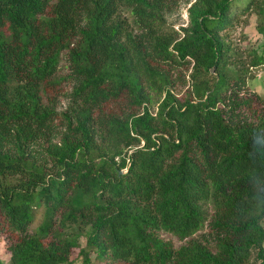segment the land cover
Instances as JSON below:
<instances>
[{
    "label": "trees",
    "instance_id": "1",
    "mask_svg": "<svg viewBox=\"0 0 264 264\" xmlns=\"http://www.w3.org/2000/svg\"><path fill=\"white\" fill-rule=\"evenodd\" d=\"M240 5L0 0L10 264H264V46L230 36L264 39V0Z\"/></svg>",
    "mask_w": 264,
    "mask_h": 264
},
{
    "label": "rangeland",
    "instance_id": "2",
    "mask_svg": "<svg viewBox=\"0 0 264 264\" xmlns=\"http://www.w3.org/2000/svg\"><path fill=\"white\" fill-rule=\"evenodd\" d=\"M238 2H242L243 5L247 4V0H237ZM240 5L239 7L243 6ZM242 8V7H241ZM124 17H129L130 14L124 12ZM247 20L242 17L241 24L236 26L234 30L230 33V36L233 40V43L241 48H246L247 46H252L254 48H260L264 46V39L258 33L256 26L257 20L254 16L249 19V24L245 25ZM170 22L175 24L174 28L178 31L181 25L186 26L188 24V13L187 8H182L179 12H177L171 19ZM254 74L257 75V78L249 82V86L254 89L258 94L264 97V70H258ZM42 220V213L39 212L37 214V220L35 227L40 224ZM178 243V242H177ZM81 244L83 246L86 245V239L82 238ZM93 264H103L101 261L96 259L95 254L92 255ZM0 260L4 264H10V252L6 245L5 238L0 237ZM82 264V258L76 263ZM251 264H258L256 260V250L252 251Z\"/></svg>",
    "mask_w": 264,
    "mask_h": 264
},
{
    "label": "water",
    "instance_id": "3",
    "mask_svg": "<svg viewBox=\"0 0 264 264\" xmlns=\"http://www.w3.org/2000/svg\"><path fill=\"white\" fill-rule=\"evenodd\" d=\"M214 70H212V72H213Z\"/></svg>",
    "mask_w": 264,
    "mask_h": 264
}]
</instances>
